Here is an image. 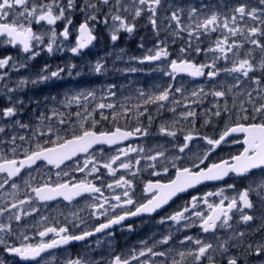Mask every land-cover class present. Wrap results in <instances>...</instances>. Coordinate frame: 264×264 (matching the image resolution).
Returning a JSON list of instances; mask_svg holds the SVG:
<instances>
[{
	"label": "snow or ice",
	"instance_id": "6c2138e0",
	"mask_svg": "<svg viewBox=\"0 0 264 264\" xmlns=\"http://www.w3.org/2000/svg\"><path fill=\"white\" fill-rule=\"evenodd\" d=\"M101 31L113 46L144 31L113 68L167 79L22 95L80 77L70 61L13 74L82 57ZM137 217L171 224L118 249ZM0 264H264V0H0Z\"/></svg>",
	"mask_w": 264,
	"mask_h": 264
},
{
	"label": "rangeland",
	"instance_id": "374dc122",
	"mask_svg": "<svg viewBox=\"0 0 264 264\" xmlns=\"http://www.w3.org/2000/svg\"><path fill=\"white\" fill-rule=\"evenodd\" d=\"M142 32V31H141ZM105 33V32H104ZM106 47L108 50H98V46L95 45L93 49L89 52H86V55L82 57H74L69 52H64L63 54H57L55 56H48L46 54H41L40 57H37L35 61L32 63L39 69L44 63H49L53 67L57 64L63 65L65 62H73L77 60L76 64L80 66L82 70V75L77 79L73 80L68 78L62 82H56L55 84L48 85H40L39 90L35 92V95L41 96L53 94L55 95L57 92H62L67 87H72L76 84L80 86H88V87H97L101 88L108 83L116 82L118 85L122 86L123 95H133L135 96L136 88H144L149 89L155 83H159L162 80H166V77H161L159 73H153L152 75H146L145 73H134L136 76H132L133 73L122 74L114 70L113 61L115 60L117 52L112 47V44L107 36V44ZM104 49V48H103ZM104 58L107 62V66L109 71L104 75H96L88 72V62H95L97 59ZM128 56H125L124 59L127 60ZM125 63L119 60H115L116 68L125 67ZM149 77V79H145ZM198 82V81H197ZM47 86L46 89H42V87ZM123 95H119L116 99L123 100ZM134 102V101H133ZM98 118V117H97ZM227 149L223 154H226ZM55 172H53V177ZM139 192V191H138Z\"/></svg>",
	"mask_w": 264,
	"mask_h": 264
},
{
	"label": "flooded vegetation",
	"instance_id": "af4514ba",
	"mask_svg": "<svg viewBox=\"0 0 264 264\" xmlns=\"http://www.w3.org/2000/svg\"><path fill=\"white\" fill-rule=\"evenodd\" d=\"M144 35H147L144 31L140 32L137 36L135 37H128L127 35L123 36L122 39L118 42V44L116 46H113L112 47L114 48V50L117 52L116 55L119 54V49L120 48H123L125 49V52H126V55L125 56H132V55H140V52L137 48V44H138V41H139V36H144ZM106 44H107V34L104 33L103 31H101L100 33V36L98 38V40L95 42V45L98 46V50L102 51V50H108V48L106 47ZM104 48V49H103ZM93 49V47L89 48V49H86L85 52L87 51H91ZM77 60H74V63H76ZM147 68V66H145ZM38 68L32 63V67L30 69H22L20 71L19 74H13L14 76L16 75H20V76H29V75H32L35 71H37ZM137 74H132V76H136ZM146 80L149 79V77H146L145 78ZM187 79V78H186ZM47 86H44L42 87V89H46ZM39 90L38 89H32V90H26L25 93H22V95H24L25 97L29 96V95H33L35 94V92H37ZM210 99V98H209ZM238 147V146H237ZM83 160V156L81 157V161ZM57 171L56 169H52V172H55ZM77 176H81L82 174L80 173H77L76 174ZM53 180L56 179V177H52ZM145 179H154L152 177H147V175L145 174ZM164 180H167V176H165L163 178ZM143 185H140V187L142 188ZM243 186V181L240 182V184L238 185V188L239 187H242ZM199 189V191L202 193V192H205V191H211L214 189V185L213 184H209L207 187H204V186H199L197 187ZM138 191H139V188H138ZM193 194H196V190H190ZM183 199H189L188 195L187 194H184L183 195ZM66 203V202H64ZM182 203V200H177L175 204H172L170 208H168V212H171L173 211L174 209H176V206L178 204H181ZM56 208H61L64 210L65 214L67 215L68 213V209L67 208H63V204H61L60 202H57L55 204H53V207L52 209H50L49 211L51 212V214L53 216H55L57 213L55 211ZM155 215V218L158 220L160 218L159 215ZM160 215H164V213H160ZM61 219H63V217H61ZM142 220H145L147 221L148 218L147 217H144V218H132V223H134L137 227V230L135 232H132V233H129L127 231H120L119 229H116V236H115V239L112 240V243L118 248V249H122V248H125L127 246H131V245H134L136 244V242L138 241L139 238L147 235V234H150L151 231L153 230H158L159 232H164L165 229H167L171 222H169V224L167 225H157L155 224L154 221L152 222H148V223H142ZM129 223L128 221L125 222V224ZM198 231V229H191L190 230V234H196V232ZM38 239V238H37ZM99 239L102 241V245L100 248L97 249V252L94 253V255H97L99 254L100 252L102 251H106L107 250V244H108V241L111 239V238H106L103 234H97V236L95 237H92L89 239V244L93 245V247H95V241ZM209 239H211V237L209 236ZM82 250V246L80 244H75L72 246L71 248V251L73 253L77 252V251H80ZM59 251V250H57Z\"/></svg>",
	"mask_w": 264,
	"mask_h": 264
},
{
	"label": "water",
	"instance_id": "95a60500",
	"mask_svg": "<svg viewBox=\"0 0 264 264\" xmlns=\"http://www.w3.org/2000/svg\"><path fill=\"white\" fill-rule=\"evenodd\" d=\"M197 187H199V186H197Z\"/></svg>",
	"mask_w": 264,
	"mask_h": 264
}]
</instances>
